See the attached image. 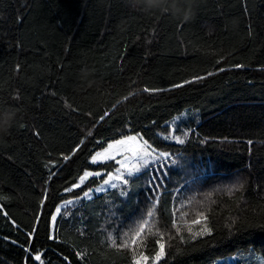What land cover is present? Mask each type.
I'll list each match as a JSON object with an SVG mask.
<instances>
[{
    "label": "trees",
    "instance_id": "16d2710c",
    "mask_svg": "<svg viewBox=\"0 0 264 264\" xmlns=\"http://www.w3.org/2000/svg\"><path fill=\"white\" fill-rule=\"evenodd\" d=\"M4 123L0 264H137L160 244L158 264L264 258V0H0ZM138 134L171 158L77 201L50 239L91 155Z\"/></svg>",
    "mask_w": 264,
    "mask_h": 264
},
{
    "label": "snow or ice",
    "instance_id": "6c2138e0",
    "mask_svg": "<svg viewBox=\"0 0 264 264\" xmlns=\"http://www.w3.org/2000/svg\"><path fill=\"white\" fill-rule=\"evenodd\" d=\"M239 67H242V65H238ZM224 69H220V71H223ZM213 73H208V75H212ZM203 77H199L197 79H202ZM186 83H191V81H187ZM181 86V85H176ZM147 91V89H145ZM127 99V97H125ZM103 118V117H102ZM171 134V131H170ZM38 135V133H37ZM90 135V133H89ZM165 139H168V137H164ZM177 142L184 143L182 139L177 135L174 137ZM137 136H127L122 139L115 140L113 143H107V147L104 148L102 151H97L95 154L91 155L90 157V163L93 165H100V169L96 171H84L83 175L79 178V182L74 183L67 188L64 189L66 193L73 192L76 189H83L81 192H78L75 197L73 198H64L63 202V208L64 212L62 214V209L60 206L55 208V213L57 215L61 216V219H68L70 218V212H71V206L79 200H90L92 199V193H104L109 191L110 189L117 188V184L114 181H120L123 186H127L129 184V180L133 177L139 174L142 170L147 174L151 171V166L157 164L158 162L162 160H167L170 158L169 153L165 152H158L156 149L152 148V146L146 141L143 140V137H139V139L142 141L141 144V150L139 151L138 155L135 157L134 162L131 166H129L128 163L125 162V159L122 157L120 160L116 159V155L120 154V148L118 146L126 145L129 141H135L137 140ZM251 143V142H250ZM81 144H83V141H81ZM115 150V152H113ZM71 155H75V150L71 153ZM71 155L64 156V160L67 161L71 159ZM109 161L114 162L115 165H119V167L115 168V171L113 172L111 170V166L109 165ZM166 165L161 166L159 169L161 172L163 171V167ZM121 169H126V177L125 175L121 174ZM54 174L50 172V175ZM103 177L102 181L100 178ZM89 178H96L97 181H99V186L93 189L91 186L84 187V181L88 180ZM138 178V176H137ZM160 180V177L158 175L156 176H150L149 179V192L152 194L153 200L158 202V195L161 185L157 183V181ZM229 193H231L232 189L229 188L227 190ZM122 196L127 195L126 187L124 190L121 191ZM211 195V194H209ZM151 203V201H150ZM0 215L7 216L6 212L0 211ZM153 216V213L149 211L147 213V217L151 218ZM143 219V218H142ZM51 220L54 222L56 220V216H51ZM14 224L15 222L12 221ZM136 222H134L135 224ZM148 221L147 219H143V222L138 225V227L129 228V231H134L135 237H139L141 233L145 232V229L147 227ZM81 234H83L81 232ZM31 238V233L28 234ZM123 236H127V233H123ZM54 237L50 236V239H53ZM7 239V238H4ZM111 243L113 246H115V240L110 237ZM15 243L14 241H12ZM131 243H135V238L131 240ZM156 243V242H154ZM129 242L127 240H124L121 244L122 247H128ZM80 259H83V254L77 253L76 254ZM163 244H160V252L157 255V258L160 256H163ZM36 260L40 259V256L35 257ZM63 259L67 262L68 258L63 257ZM147 259V257H145ZM137 264H140L139 261H137Z\"/></svg>",
    "mask_w": 264,
    "mask_h": 264
},
{
    "label": "rangeland",
    "instance_id": "374dc122",
    "mask_svg": "<svg viewBox=\"0 0 264 264\" xmlns=\"http://www.w3.org/2000/svg\"><path fill=\"white\" fill-rule=\"evenodd\" d=\"M131 136H137L138 139L135 141H129L126 145L118 146L120 148V154L116 155L117 160H120L123 157L125 159V162L129 164V166H131L132 163L134 162L135 157L138 155L139 151L141 150V144H142V141L139 139V137H142L141 135L138 134V135H131ZM174 137H175V135H171L169 138L176 141V139ZM143 140H145V139L143 138ZM157 151L162 152L159 150H157ZM113 152H115V150H113ZM170 158H171V155H170ZM167 160H162V161L158 162L157 164H155L156 167L158 166L159 163H164ZM118 167H119V165H118ZM121 174L125 175V178H127L126 177V169H121ZM89 179H91V178H89ZM88 180L84 181L83 183L85 184ZM114 182L117 184V187L119 185H121L120 181H114ZM110 190H113V189H110ZM104 193H106V192H104ZM99 194H101V193L93 192L91 194L92 199H93V197H95ZM76 203H77V201L73 205H75ZM60 207L62 209V212H64L63 204H61ZM58 216H60V215L56 214V218H58ZM52 230H53V232L54 231L56 232V224L54 225V223H53V229ZM159 252H160V250H159ZM158 253L154 256L143 255V256L139 257L136 260V262L139 261L140 264H158L162 261V259L165 256L164 249H163V253H164L163 256H160L159 258H157ZM145 257H147V259H145ZM238 263H240V264H264V258L261 255H259L258 252H256V251H252L251 253L242 252V253H238V254L233 255V256H229L225 259H222V260L218 261L216 264H238Z\"/></svg>",
    "mask_w": 264,
    "mask_h": 264
},
{
    "label": "clouds",
    "instance_id": "9594fccd",
    "mask_svg": "<svg viewBox=\"0 0 264 264\" xmlns=\"http://www.w3.org/2000/svg\"><path fill=\"white\" fill-rule=\"evenodd\" d=\"M10 130V125L7 123L0 124V134H7Z\"/></svg>",
    "mask_w": 264,
    "mask_h": 264
},
{
    "label": "crops",
    "instance_id": "0c3cea01",
    "mask_svg": "<svg viewBox=\"0 0 264 264\" xmlns=\"http://www.w3.org/2000/svg\"><path fill=\"white\" fill-rule=\"evenodd\" d=\"M101 194H104V193H101ZM101 194H99V195H101ZM99 195H97V196H99ZM96 197V196H95ZM94 198V197H93ZM63 204V203H62ZM61 206V205H60ZM55 216H56V213H55ZM59 217V216H58ZM57 219L58 218H56V220L53 222L52 221V229H53V223H54V225L56 224V222H57ZM55 235V231L53 232V230H52V237Z\"/></svg>",
    "mask_w": 264,
    "mask_h": 264
}]
</instances>
